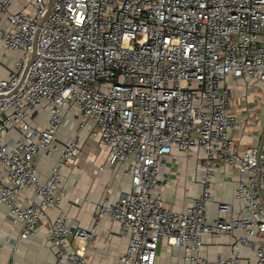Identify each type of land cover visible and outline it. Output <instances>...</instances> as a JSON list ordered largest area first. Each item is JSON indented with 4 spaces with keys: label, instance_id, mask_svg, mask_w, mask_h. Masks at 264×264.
I'll list each match as a JSON object with an SVG mask.
<instances>
[{
    "label": "built area",
    "instance_id": "1",
    "mask_svg": "<svg viewBox=\"0 0 264 264\" xmlns=\"http://www.w3.org/2000/svg\"><path fill=\"white\" fill-rule=\"evenodd\" d=\"M0 67V203L17 232L0 239L11 253L57 210L46 236L55 264H85L69 236L86 241L103 220L129 237L120 264H154L162 241L186 264H264V135L243 150L230 136L240 128L234 82L264 88V0H0ZM191 150L202 193L165 208L160 172L173 151ZM81 161L127 189L71 230L61 205ZM218 164L238 173L241 208L232 216L220 202L210 219ZM221 235L233 237L230 254L202 257V237Z\"/></svg>",
    "mask_w": 264,
    "mask_h": 264
},
{
    "label": "crops",
    "instance_id": "2",
    "mask_svg": "<svg viewBox=\"0 0 264 264\" xmlns=\"http://www.w3.org/2000/svg\"><path fill=\"white\" fill-rule=\"evenodd\" d=\"M7 72L0 67V78H6ZM236 85L232 114L240 124L239 130H232L230 136L236 150L256 148L264 135V88L256 83L247 85L243 79L234 82ZM72 128L73 125H70ZM91 148H86L89 153ZM91 151V150H90ZM197 150L189 153L173 151L167 158L161 172V188L165 208L183 210L192 200L202 193L199 183L203 170ZM57 155L51 153L39 163L37 170L40 182L43 183L49 176ZM66 190L69 195L63 202L62 211L67 216V225L72 230L77 225L89 227L96 204L111 203L119 193L127 189L125 179L121 181L109 170L99 179L92 176V167L81 161L70 175H66ZM239 181L238 173L228 170L218 164L210 179L211 202L207 206V216L216 219L219 216L217 204H230L232 216L240 213L241 206L234 200L233 189ZM31 191H27V196ZM264 204V196L260 197ZM26 204V203H25ZM58 211H48L47 217L41 219L35 233L26 241L17 245L16 251L11 253V247L0 239V259L2 264H55V257L47 241V232ZM119 225H111L103 220L95 231V236L82 241L69 236L75 250L83 256L85 264H120L118 257L127 248L129 237L120 236ZM16 231H10L7 218V208L0 203V237L15 239ZM233 237L221 235L219 237L203 236L200 255L209 261L216 260L221 255H229ZM244 258L251 257L246 249H242ZM245 260V259H244ZM243 260V262H244ZM154 264H186L177 249L162 241L158 247ZM244 264V263H242Z\"/></svg>",
    "mask_w": 264,
    "mask_h": 264
},
{
    "label": "rangeland",
    "instance_id": "3",
    "mask_svg": "<svg viewBox=\"0 0 264 264\" xmlns=\"http://www.w3.org/2000/svg\"><path fill=\"white\" fill-rule=\"evenodd\" d=\"M5 61H3V63H4ZM84 133H85V131L81 134V136H83L84 135Z\"/></svg>",
    "mask_w": 264,
    "mask_h": 264
}]
</instances>
